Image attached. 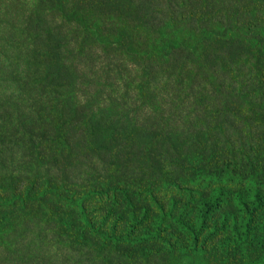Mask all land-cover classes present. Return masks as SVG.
Returning <instances> with one entry per match:
<instances>
[{
    "label": "rangeland",
    "instance_id": "obj_1",
    "mask_svg": "<svg viewBox=\"0 0 264 264\" xmlns=\"http://www.w3.org/2000/svg\"><path fill=\"white\" fill-rule=\"evenodd\" d=\"M212 1L0 0V29L15 34L0 47L5 45V53L9 52L6 57L0 53V202L18 199L1 172L16 170L24 190L36 189L20 220H12L11 215L0 220L3 251L8 252L16 238H26L25 230L38 227L42 218L41 229L54 233L49 218L55 219L57 213L37 207L35 200L53 189L58 177L50 168L61 160L87 158L95 171L83 175L106 192L134 190L140 182L130 180L144 168L148 173L153 165L162 169L168 154L200 157V150L208 146L213 91L221 77L234 73L221 58L226 55L235 65L240 52L246 65L252 62L236 38L241 30L229 35L221 55L217 45L207 43L198 58L189 60L180 48L168 61L163 59L167 43L195 42L203 35L200 27L213 25L212 14L233 20L264 10V0H241L238 6L233 0L235 4L228 7L221 0ZM190 19L194 20L191 33ZM195 46L189 50L197 52ZM142 51H150V64L140 59ZM241 77L248 75L242 72ZM139 91L144 92V100H139ZM149 114L156 118L148 119ZM176 120L182 129L176 128ZM212 181L220 183L222 177L214 176ZM182 234L185 238L179 245L186 248L193 236ZM47 238L51 247L46 244L43 261L34 249L18 257L13 256L16 250H9L6 261L0 251V264H51L47 257L56 245L52 235ZM150 239L119 246L141 250V256L163 257L166 247Z\"/></svg>",
    "mask_w": 264,
    "mask_h": 264
},
{
    "label": "trees",
    "instance_id": "obj_2",
    "mask_svg": "<svg viewBox=\"0 0 264 264\" xmlns=\"http://www.w3.org/2000/svg\"><path fill=\"white\" fill-rule=\"evenodd\" d=\"M221 1L227 7L235 4L233 0ZM240 3L237 0L235 6ZM222 16L212 14L213 25L200 27L203 35L193 42L198 53L189 50L193 43L170 41L163 57L170 61L181 48L189 60L198 58L207 43L217 45V54L221 55L226 52L223 45L228 43L229 35L242 31L236 38L252 65H246L240 52L235 65L225 59L226 55L221 58L234 73L225 79L221 77L219 87L213 91L205 138L208 146L200 150V157L194 154L187 159L171 153L162 169L153 165L148 173L143 167L144 172L130 180L140 182L132 191L115 188L101 192L83 175L87 170L95 171L88 167L87 158L61 160L52 166L50 171L59 180L56 178L53 189L40 193L35 200L37 207L45 206L57 213L55 219L49 218V227L54 230L49 235L56 245L47 257L51 264H172L177 259L187 260L183 264H264V10L233 20ZM190 20L191 33L194 20ZM230 22L239 27L233 29ZM12 35V31L0 29V47ZM4 46L0 53L6 57L9 52L5 53ZM138 55L150 64V51ZM242 72L248 75L247 79H242ZM139 93V100H144V92ZM175 123L176 128L182 129L179 121ZM136 171L140 174L141 168ZM1 173L11 195L15 193L18 199L9 197L0 202V220L9 215L12 220H20L28 197L36 189L24 190L16 170ZM214 176L222 177V181H212ZM85 183L91 186L86 187ZM39 222L38 227L25 230L26 238L13 241L9 247L16 250L13 256L34 249L44 260L46 244L51 247L45 232L49 228L41 229L43 218ZM138 233L142 235L134 236ZM182 233L193 236L186 248L179 245L185 238ZM143 238H151L150 242H157L168 251L163 252V257H147L141 256V250L135 252L119 246L124 241L137 244ZM224 244L228 246L221 250ZM111 246H115L113 250H109ZM0 251L6 261L8 252L2 250V244Z\"/></svg>",
    "mask_w": 264,
    "mask_h": 264
}]
</instances>
